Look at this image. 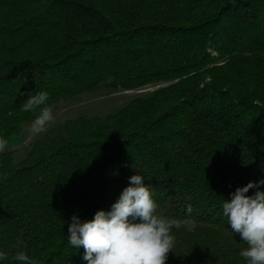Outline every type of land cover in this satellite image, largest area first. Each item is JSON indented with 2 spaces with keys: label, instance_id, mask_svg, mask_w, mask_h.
I'll return each mask as SVG.
<instances>
[{
  "label": "trees",
  "instance_id": "1",
  "mask_svg": "<svg viewBox=\"0 0 264 264\" xmlns=\"http://www.w3.org/2000/svg\"><path fill=\"white\" fill-rule=\"evenodd\" d=\"M148 84L0 152V264H19L17 250L87 264L72 216L111 210L136 174L158 214L196 223L173 229L166 264H247L222 205L264 179V0H0V137L35 119L29 94L49 106Z\"/></svg>",
  "mask_w": 264,
  "mask_h": 264
},
{
  "label": "clouds",
  "instance_id": "2",
  "mask_svg": "<svg viewBox=\"0 0 264 264\" xmlns=\"http://www.w3.org/2000/svg\"><path fill=\"white\" fill-rule=\"evenodd\" d=\"M23 96V92H19ZM49 93L40 91L28 95L21 111L38 112L29 125L33 135L45 133L56 117L51 106L46 104ZM8 140L0 137V152L5 151ZM3 179H7L4 174ZM264 179L250 181L237 187L230 200H224L223 215L233 233L247 244L239 255L247 264H264ZM255 188L252 195L249 189ZM157 203L153 192L144 183L141 174L130 177L119 199L111 210H98L91 220L81 221L73 215L68 227V243L71 247L84 248L83 259L87 264H166L169 252L175 246L173 229L186 228L194 231L196 223L191 219L168 218L157 213ZM190 215L192 206H187ZM24 247L17 242V248ZM9 259V254L0 251V261ZM11 260L19 264H37L23 250L11 255Z\"/></svg>",
  "mask_w": 264,
  "mask_h": 264
},
{
  "label": "rangeland",
  "instance_id": "3",
  "mask_svg": "<svg viewBox=\"0 0 264 264\" xmlns=\"http://www.w3.org/2000/svg\"><path fill=\"white\" fill-rule=\"evenodd\" d=\"M156 84H148L136 89L115 90L109 93H105L103 90H98L95 93H81L77 96L60 100L52 105H49L53 109V113L56 117L54 123L62 120L65 117H71L75 114L84 115H105L121 105H123L129 98L135 94L146 92L154 88ZM33 121V120H32ZM25 123L17 133H14L7 137V147L16 148L17 153L22 150L23 145L34 137L29 131V125L31 122Z\"/></svg>",
  "mask_w": 264,
  "mask_h": 264
}]
</instances>
